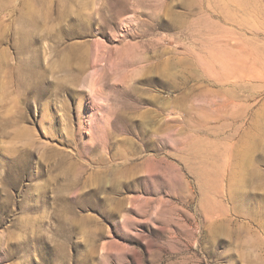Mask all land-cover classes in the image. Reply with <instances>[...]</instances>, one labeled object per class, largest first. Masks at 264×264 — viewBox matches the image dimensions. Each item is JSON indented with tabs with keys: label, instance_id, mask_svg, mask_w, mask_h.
Returning a JSON list of instances; mask_svg holds the SVG:
<instances>
[{
	"label": "rangeland",
	"instance_id": "obj_1",
	"mask_svg": "<svg viewBox=\"0 0 264 264\" xmlns=\"http://www.w3.org/2000/svg\"><path fill=\"white\" fill-rule=\"evenodd\" d=\"M0 264H264V0H0Z\"/></svg>",
	"mask_w": 264,
	"mask_h": 264
}]
</instances>
